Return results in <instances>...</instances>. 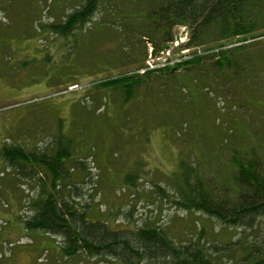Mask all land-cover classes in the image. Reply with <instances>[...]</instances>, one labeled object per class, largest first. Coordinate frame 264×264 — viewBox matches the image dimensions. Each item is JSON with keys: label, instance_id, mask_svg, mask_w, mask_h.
Masks as SVG:
<instances>
[{"label": "rangeland", "instance_id": "374dc122", "mask_svg": "<svg viewBox=\"0 0 264 264\" xmlns=\"http://www.w3.org/2000/svg\"><path fill=\"white\" fill-rule=\"evenodd\" d=\"M78 2L0 1V147L4 142L23 146L28 143L30 149H44L51 154L54 135L64 141L71 137L76 143L67 166L73 170L65 183L73 188L77 203L89 209V217L108 218L116 227L157 223L177 242L194 238L203 230L204 241L234 238L236 229L223 227L203 213L178 208L172 200L162 197L157 187L172 191L171 178L179 158L195 163L210 153L225 161L226 148L234 142L236 146L255 143L256 153L264 161V72H256V78L247 84L223 82L206 74L196 82L179 74L177 78L151 75L140 89V99L127 106L129 120L140 115L136 122L130 121L131 127L135 129L143 121L145 132L139 134L132 129L126 133L117 127L113 131L109 127L118 124L119 110L109 101L102 103L98 97L101 93L92 87V82L136 71L141 62L137 59L143 57L138 53L144 46L133 39L128 29L123 35L113 28L89 29L88 23L85 31L77 32L76 51L72 52L70 47L62 46L61 37L40 28L42 23L64 18ZM111 10L107 4L101 11ZM99 14L92 22L103 20ZM183 29L175 28L177 38L166 48L168 54L165 50L160 52L161 57L159 53L155 58L148 54L143 62L155 64L162 56L179 61L188 51L180 49L181 41L187 39ZM71 40L66 42L73 46ZM145 46L149 53V44ZM71 55L78 56L81 68H77L76 58ZM26 59L27 64L22 66L21 61ZM64 76L68 78L64 80ZM85 110L114 116V121L91 125L87 132ZM174 112L181 113L187 126L180 129ZM122 135H129V141L114 143L113 137ZM137 139L145 143L140 145ZM217 161L207 159L204 163L211 173L217 171L220 176L223 171L209 165ZM134 167L141 169L142 179L134 186H124V172ZM47 179L40 171L30 177L17 175L0 156V264H118L111 257H90L85 253L76 254V261L65 258L60 253L59 236L25 231L20 219L31 213L30 198ZM226 182L229 184L230 179Z\"/></svg>", "mask_w": 264, "mask_h": 264}, {"label": "trees", "instance_id": "16d2710c", "mask_svg": "<svg viewBox=\"0 0 264 264\" xmlns=\"http://www.w3.org/2000/svg\"><path fill=\"white\" fill-rule=\"evenodd\" d=\"M107 4L112 10L103 13L101 10ZM99 12L103 20L92 22ZM88 23L89 29L96 30L98 26L102 30L113 28L123 35L128 29L133 33V39L144 46L138 53V57H143H137L141 62L136 71L92 82V87L101 93L98 97L102 103L109 101L119 110L118 124L109 127L113 131L116 127L126 133L133 129L129 123L136 122L140 115L129 120L127 114L131 113L127 106L140 99V89L151 75L165 74L177 78L179 74L196 82L206 74L223 82L230 80L247 84L256 78V72H264V0H79L61 20L39 26L61 37L62 46L74 52L78 41L76 34L85 31ZM176 27H183L187 33L180 49L188 51L181 55L180 61L171 65L161 66L155 62L158 65L149 68L143 62L144 58L148 54L155 58L166 50L176 38ZM68 38L73 39V46L67 44ZM146 44H149V53ZM71 56L77 63L78 56ZM27 62V59L23 60L21 65L25 66ZM77 68H81L79 63ZM65 77L64 80L68 78ZM85 112L88 114L86 119L81 118L87 132L91 125L114 121V116L103 112L101 115ZM174 114L180 129L187 126L180 112ZM57 128L61 130V123ZM133 130L139 134L145 132L143 121ZM129 135L118 139L113 137L114 143L120 140L128 142L126 137ZM224 140L227 142L226 138ZM75 143L71 137L64 141L54 135L51 154L44 149H30L28 143L23 146L4 142L0 147L4 164L14 169L17 175L30 177L40 171L48 177L47 181H42L38 193L30 198L31 213L19 219L25 231L59 236L60 253L65 258L76 261V254L85 253L90 257L108 256L118 264H264V161L257 155L255 143H244L246 147L236 146L234 142L226 148L225 161H219V156L210 153H205L203 160L195 163L179 158L171 178L172 191L157 185L158 193L172 200L178 208L203 213L223 227L237 231L236 236L228 240L211 237L212 240L204 241L203 230L194 238L180 242L157 223L116 227L109 223L108 218L89 217V209L77 203L73 188L65 183L73 170L67 166V161L72 159ZM142 146L139 147L141 150ZM207 159L218 160V163L209 165L218 166L223 171L220 176L217 171L211 173V169L206 168H210L204 163ZM141 174V169L135 167L124 172V186H134L142 179ZM228 178L229 184L226 182Z\"/></svg>", "mask_w": 264, "mask_h": 264}, {"label": "built area", "instance_id": "2783aa9c", "mask_svg": "<svg viewBox=\"0 0 264 264\" xmlns=\"http://www.w3.org/2000/svg\"><path fill=\"white\" fill-rule=\"evenodd\" d=\"M186 37V36H185ZM164 52H166V54H168L169 53V51L168 50H165ZM185 52V51H184ZM163 54V53H162ZM162 54H160V56L159 57H161V55ZM161 59V61L160 62H158L159 63V65H161V66H164L165 64H166V59H167V56L164 58L163 56H162V58H159V60ZM149 68H153L155 65H158V64H152L151 62H147V64H146Z\"/></svg>", "mask_w": 264, "mask_h": 264}, {"label": "bare ground", "instance_id": "6f19581e", "mask_svg": "<svg viewBox=\"0 0 264 264\" xmlns=\"http://www.w3.org/2000/svg\"><path fill=\"white\" fill-rule=\"evenodd\" d=\"M176 38H177V36H176ZM179 39H180V37H179ZM184 41H186V39L185 40H183V41H181L182 43L184 42ZM176 42V41H175ZM177 43V42H176ZM178 44V43H177ZM188 50V49H187ZM171 57L170 56H168L167 57V61H166V64L165 65H167V64H173L174 62H176V61H178L177 60V58H174V59H170ZM182 57H180V59H181ZM180 61V60H179Z\"/></svg>", "mask_w": 264, "mask_h": 264}]
</instances>
